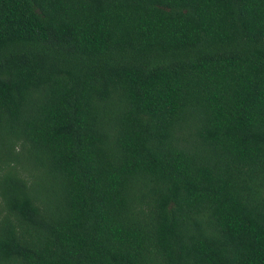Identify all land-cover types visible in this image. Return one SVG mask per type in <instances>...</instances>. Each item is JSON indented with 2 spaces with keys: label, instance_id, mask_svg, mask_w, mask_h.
I'll list each match as a JSON object with an SVG mask.
<instances>
[{
  "label": "trees",
  "instance_id": "16d2710c",
  "mask_svg": "<svg viewBox=\"0 0 264 264\" xmlns=\"http://www.w3.org/2000/svg\"><path fill=\"white\" fill-rule=\"evenodd\" d=\"M0 264H264V0H0Z\"/></svg>",
  "mask_w": 264,
  "mask_h": 264
}]
</instances>
